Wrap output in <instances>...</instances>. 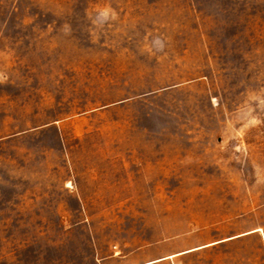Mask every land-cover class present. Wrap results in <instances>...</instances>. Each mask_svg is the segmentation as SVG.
I'll use <instances>...</instances> for the list:
<instances>
[{"label":"rangeland","instance_id":"rangeland-1","mask_svg":"<svg viewBox=\"0 0 264 264\" xmlns=\"http://www.w3.org/2000/svg\"><path fill=\"white\" fill-rule=\"evenodd\" d=\"M264 264V0H0V264Z\"/></svg>","mask_w":264,"mask_h":264},{"label":"crops","instance_id":"crops-1","mask_svg":"<svg viewBox=\"0 0 264 264\" xmlns=\"http://www.w3.org/2000/svg\"><path fill=\"white\" fill-rule=\"evenodd\" d=\"M145 264V263H144ZM146 264H150V263H146Z\"/></svg>","mask_w":264,"mask_h":264}]
</instances>
